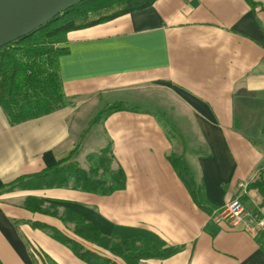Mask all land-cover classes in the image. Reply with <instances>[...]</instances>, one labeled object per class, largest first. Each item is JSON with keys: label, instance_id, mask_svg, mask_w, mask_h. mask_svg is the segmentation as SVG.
Returning <instances> with one entry per match:
<instances>
[{"label": "crops", "instance_id": "crops-1", "mask_svg": "<svg viewBox=\"0 0 264 264\" xmlns=\"http://www.w3.org/2000/svg\"><path fill=\"white\" fill-rule=\"evenodd\" d=\"M255 2L156 0L67 33L59 66L72 104L16 125L0 106V188L70 156L87 169L88 154L106 147L126 187L0 191V264H87L31 225L74 237L57 217L25 208L32 197L73 209L112 237L181 248L142 264H264L263 234L224 215L240 197L245 219L264 216V0ZM114 104L123 109L95 119ZM173 154L192 171L197 199Z\"/></svg>", "mask_w": 264, "mask_h": 264}, {"label": "trees", "instance_id": "trees-1", "mask_svg": "<svg viewBox=\"0 0 264 264\" xmlns=\"http://www.w3.org/2000/svg\"><path fill=\"white\" fill-rule=\"evenodd\" d=\"M156 0H85L36 30L0 48V106L11 125L48 115L72 104L64 90L59 57L67 52L61 47L67 33L109 21L118 16L150 7ZM255 5L254 0H247ZM123 109L114 104L102 111L109 115ZM73 154V153H72ZM176 173L197 199L198 188L183 156L168 157ZM89 168H82L71 157L44 170L18 178L0 191L70 188L98 195H111L126 187V175L114 168L110 147L88 154ZM24 207L57 217L70 227L74 237L42 223L35 229L49 232L87 264H142L151 259H167L180 251L179 246L161 247L144 236L116 238L101 232L86 217L68 207L45 206L44 201L27 198ZM91 244L97 249H92Z\"/></svg>", "mask_w": 264, "mask_h": 264}, {"label": "water", "instance_id": "water-1", "mask_svg": "<svg viewBox=\"0 0 264 264\" xmlns=\"http://www.w3.org/2000/svg\"><path fill=\"white\" fill-rule=\"evenodd\" d=\"M85 0H0V48Z\"/></svg>", "mask_w": 264, "mask_h": 264}, {"label": "built area", "instance_id": "built-area-1", "mask_svg": "<svg viewBox=\"0 0 264 264\" xmlns=\"http://www.w3.org/2000/svg\"><path fill=\"white\" fill-rule=\"evenodd\" d=\"M224 215L232 226L241 225L251 235L256 236L262 233L264 236V216L245 219V208L240 197L228 203Z\"/></svg>", "mask_w": 264, "mask_h": 264}, {"label": "rangeland", "instance_id": "rangeland-1", "mask_svg": "<svg viewBox=\"0 0 264 264\" xmlns=\"http://www.w3.org/2000/svg\"><path fill=\"white\" fill-rule=\"evenodd\" d=\"M131 104V103H130ZM102 111H100L99 113H98V115L101 113ZM92 114V110H89L85 115H83V116H85V119H84V122H86V125L84 126V128L85 129H89V126H91V124L94 122L92 119H94V117H93V114ZM98 115H96V116H98ZM259 126H262L263 127V122H261V123H259L258 124ZM98 128H93L92 129V132L93 131H96ZM88 135H89V133L87 134V135H85V138L87 139V137H88ZM93 135L94 134H91V136H90V138L91 137H93ZM258 139V143L259 144H264V131L262 132V135H261V138H257ZM263 142V143H262ZM76 150H78V148L76 149ZM76 153V152H75ZM74 153V154H75ZM73 154V155H74ZM71 158H73V156H70Z\"/></svg>", "mask_w": 264, "mask_h": 264}]
</instances>
